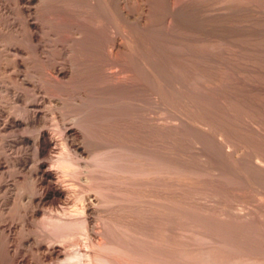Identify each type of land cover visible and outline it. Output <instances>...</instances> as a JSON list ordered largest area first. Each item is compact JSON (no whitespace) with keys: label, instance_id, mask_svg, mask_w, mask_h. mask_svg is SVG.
<instances>
[{"label":"rangeland","instance_id":"1","mask_svg":"<svg viewBox=\"0 0 264 264\" xmlns=\"http://www.w3.org/2000/svg\"><path fill=\"white\" fill-rule=\"evenodd\" d=\"M37 1L39 2L38 5L40 6L42 5V7L37 6L36 4L38 3ZM37 1H35V4L32 5L33 9L36 7L37 9L41 8L42 10L38 11L34 9L35 10L34 11L32 9V12H35V13H31L30 16L25 13V15L27 16L26 18V16L21 10L22 4H20V6L17 5L19 4L17 3V0H0V108L4 109L3 113H0L1 119H4L5 116L9 112H12L14 116L17 115L16 116L17 119H22L21 117L23 116V114L27 113L25 106L27 105L29 106V104L32 105L38 100L41 102L42 100L43 108L41 109H43V111L45 112V116H44L45 128L48 129L56 137L57 136L59 138L61 137L60 140L63 138L61 136L63 131L61 130L62 132L60 131L61 132L60 133L58 129H63L64 127L70 128L72 129V132L74 134L76 133L75 135V138L77 137L76 140L78 142L80 141L82 143L83 142L86 143V144L83 143V145H85L89 151H92V153L96 151H100L103 147H100V145L98 144H101V142L104 143L103 145L107 149L103 148L101 152L110 149L111 152H109V150L108 152L111 153L110 154V156L112 155L111 157L107 155L109 153L106 154L105 153L106 151L104 152L105 156L109 158H112L113 154L115 156L114 152L116 151L117 148H118V151L116 152L120 153L118 154V158L121 157L122 159H125L128 153L131 154L132 152V155H133V150L136 155L137 149L138 150L141 149L140 146H142V150L143 148L145 149V147H148L147 151L146 150H144V152L142 150L140 151L143 153V155L139 154L140 152L138 151L139 153L137 155H140L141 158L139 156L133 159V156L129 155V156H132L131 157L133 159V160L131 159L132 161L129 159L128 160L129 163H128L126 159L123 160L124 163L127 164V165L124 164L126 166L124 167L125 169H127V171L125 169H122V170L119 169L120 167L119 163L122 160L119 159L120 161L119 160L116 161V157H117L116 155L114 164L118 162L116 163V165H119L117 166V168L119 169V172L121 170V172L123 171L122 172L123 174L124 173L126 174L128 173V174L123 175L121 173L116 174V172H114L115 174L111 176L113 173L111 171H114V170H110L111 172L110 173L109 170L103 168L106 170L105 173L110 174L108 175L109 177L107 175H105V177L107 176L106 178L107 179L109 178V181L111 182H109L106 178H105L106 180L104 179V177L102 176L104 175V173H102V175L100 174L99 171L103 172L104 170L102 171L99 168H98L99 170L96 168L98 170L97 172V170L95 169L96 166L95 167L93 166V169L96 170V172L98 173L97 174L93 169H90L92 167V163H94L97 160L96 158H94L95 159L94 161V159H90L89 155L84 156V158L81 157V165H80L81 168L79 167V170L81 169V171L83 172L80 174L76 173L75 174L76 176L78 174L77 178L74 176V174L73 176L71 175L72 177L66 176L65 178L68 184H74L73 189L75 188L74 191L75 190L76 191L73 193H70V195L65 199L59 200L57 198L55 199L50 198L47 201L48 205L45 204L44 208H46L49 212H50L49 209H51V212L53 209L54 211L55 209H57V211L55 212L53 211L52 213L60 212L59 213L60 215L64 214L63 211L68 213L71 210V208L72 209L74 208L73 207L74 204L75 205L77 204L75 193L78 192L77 194L79 193L82 194L83 192L82 190L85 191L88 189L87 185H91L93 183V185H91L92 187L95 185V183L97 185V184H102V182L106 181L102 184L103 186H105L104 188L102 187V185H99L100 188H103L101 191L102 195L100 193V188L98 187V185L97 187L95 185L93 188L94 190L98 188L99 190L97 189V192H95L96 190L93 191L91 187L90 189L93 192H91L90 190L89 192H87L88 195L92 196L91 199L93 200V202L94 203L96 202L94 205L96 206L97 204L96 208L98 210L97 211L98 213L97 212L95 213V216L97 217V219L94 216L95 217L94 219L96 221H94L93 225L95 224L96 226L94 228L96 229L99 228L97 229L98 232L101 230V228H103L105 232L107 233V236L108 235L110 236V237L108 236V238H113L115 240H118L117 242L119 243H125L127 245L125 246L124 244L123 246L125 247L128 246V248H130L129 246H133V248L136 246V249L134 248L133 250L131 247L130 250L131 249L133 251L138 250V253L141 255L146 254L144 257L139 255L141 256V258L137 254V257L139 258L137 259L132 258L133 260L131 259V257H129L130 261L132 260L133 262L134 260H139L135 262L136 263L138 262V264H142L143 262L144 264H147L155 256L153 259H156V260L152 259L150 264H264V170H260V168L257 167L261 163L260 166L263 167L261 169H264V163H263L264 161V157H263L264 156V0H200V1L199 0H140L139 1V3L141 2L140 8H138L139 5H137L138 7L136 5L133 6L132 3L130 4V1L128 2V0L127 2L126 0L125 1L121 0L122 2L120 3V5L124 6L126 2L127 5L125 6L127 10L130 9V12L133 9L135 10L137 9L139 11L137 12V10L136 11L133 10L130 13L128 12L129 10L128 11L125 10L126 8L124 6V10L127 12V14H130L129 20H131L132 18L134 19L133 22L131 23H127L126 21V23L128 24L127 26H129V24L130 25L133 24L134 28L136 26L135 29L138 31L136 32L137 35L134 34V36L131 34V31H134L132 33H135L133 25L129 26L130 27L129 28L125 25L126 23L123 24V22H125L124 19L122 20V18L121 19L116 18V17L114 18L113 17L114 13H112L113 12L112 9H110L112 12L109 9H107L108 12L110 11L112 13L110 14L112 15V18L106 12L107 11L106 9H105L106 13L102 9L101 10L102 12H104L107 18L104 17V14L103 15L100 14L101 13L99 12L100 9L96 11V16H97V13L101 15L100 17L97 16L98 19L99 18L101 19L99 20V23L101 25L98 24L97 18L96 19L94 18V21H90V22H93L94 25L97 23L96 24L97 26H94L93 23L92 24L88 23L89 21L88 22L86 21L85 23L84 17L82 16L81 13H78L79 12L78 10H75L76 12L74 11L73 14H74V17H78L80 15L79 18L81 17V19L78 18L79 21L77 18H75L77 19L80 25L85 23L81 27L79 24L76 23L77 21L75 22V19L72 20V18H74L72 13L70 14L71 16L70 15H66L67 17L62 16L63 19L66 18L65 19L66 22L63 24L66 25L67 23L69 26L68 27L67 25L66 26L64 25L66 29L68 30L67 31L65 28L62 29L61 26L57 27V25H59L61 21L64 22V20L59 15L57 16V5H56L57 2H53L56 0H48L47 3L43 2L45 0H41V1L37 0ZM172 1H174V3L176 1L177 3L174 4ZM190 1H192V3ZM52 2L56 6H54ZM128 3L132 5V7L130 5L129 7ZM44 4H49V5L51 4L50 8H49V5L47 8V5H44ZM116 4H117V0H116ZM149 5L152 8L148 7ZM173 5L176 6L175 8L178 11L173 7ZM142 6H144V8ZM177 6L179 8L181 6L183 11L181 8L179 9ZM170 8H173L174 11L173 10H172L173 12L170 11L169 10ZM141 9L143 10V12L141 11ZM145 9L149 12L147 13ZM46 11H48V13ZM76 13H78L77 16H75ZM171 13L174 16L176 15V17L173 16L174 20H172L171 18L172 17ZM141 15L149 16L148 18L149 20L146 17L145 20L146 21L148 20V21L146 22L144 20V22L146 23L149 22L150 24L149 23L148 24L151 25L150 28L148 24H147L148 29H146L147 27H144L145 25H141V24L140 25L143 26V28L145 29H143L142 27L141 29L139 27L137 18H139ZM165 15H168V16H165ZM178 15L179 17H177ZM68 16L71 18H69ZM58 17L60 18V20H59V23L57 24ZM25 18L26 20H28V18L30 19L35 18V19H31L32 23L33 24L35 23L34 25L37 26V28H40L43 26V28H40L43 31L42 32L37 31V29H35L36 27H32V28H29V26L27 27L26 26L27 23L25 24ZM109 18L114 19V20H110ZM164 18L167 20L169 19L168 21L170 22L171 21L173 22L169 24L170 22L168 23L167 21H164L165 20ZM67 19L70 21H67ZM175 19L177 20V22ZM72 21H73V24H72ZM95 21L97 22L95 23ZM115 21L117 23H115ZM69 22H71L70 25H69ZM74 23H76L77 24L76 26L80 27L81 29L82 27L84 28L86 27L88 29L89 27H92V26L96 29L98 28V30L100 29L99 30L100 38H98V36L93 35V33L96 34V32H97L96 35H99L98 31L94 32L95 31L94 28H92L94 29L93 33H91L92 31L89 32L90 38L94 36L96 38L95 37L91 38V40L89 39L90 41L88 40V42L96 46L92 44H91L92 46H89L90 43H86V45L88 44L87 46L91 48H89L88 51H84V54L86 55H89L92 53L93 55L95 54L98 57V59L97 57H94V56H93L94 58H92L91 55H90L91 58L89 59L87 58L89 56L86 57V55L84 54L83 55L81 54L84 58L82 56L79 57V55H76L78 57L74 56L71 59L70 56H73V55H68L66 51L64 53L61 52V51H64L68 47V45H70L69 47H71V45L73 44L70 41L71 39L70 37L71 35L74 36L72 32L76 28V26H74ZM87 23L89 24L88 27H87L88 25ZM61 24L62 22L60 23V25ZM115 24H117L120 27V29L118 26L116 27ZM167 24L170 27L167 26ZM98 25H100V27ZM70 27H72L73 29H71ZM127 28H129V30H127ZM61 29L66 30V32H64V34H63V31L58 32V30L61 31ZM114 29H116L117 31L123 30L126 33H123V31L121 32L119 31L118 33ZM130 29H133V30H130ZM36 31L39 34H37ZM159 31H161L162 33ZM60 33H62L61 36L65 35L66 33L65 35L66 37L64 36L61 37ZM69 33H72V34L70 35ZM121 33L123 34V37H125L126 34H130V36L127 35L125 37L127 39L125 40V38L123 39ZM35 34L37 36H35ZM69 35H70L69 37L70 39L67 38V36ZM113 35H115V37ZM63 37L64 39H62ZM65 39H67L68 41ZM94 39H96V43H100V44L103 43L102 46L100 47V44H98L97 46ZM116 39L120 41L122 40L121 42H124L126 44L128 42H130L129 44H132V42L137 44L138 47L140 48H137V50L136 49L135 50L139 53L141 51L142 53L138 56L139 53L134 51L135 56L133 57H135V59L132 57H129V55H124L125 58L122 57L123 55H120L118 60L122 57L119 61L120 62L121 60L123 61V63L121 62L122 65L125 62V64L120 68L121 63L118 60L116 61L114 60L115 62L110 61L111 59L110 54H107L109 57V58L107 57L108 59L105 58L106 52H104L105 50H108L107 53L110 52L112 41L114 42ZM56 41H59L58 45ZM65 41L67 42V44ZM143 41H145L146 43ZM60 43L62 46L65 45L64 50H63V47L60 45ZM141 43H142V47L140 46ZM143 43L146 45V47L143 46L144 45ZM58 46H61L60 48H62V50ZM87 46L85 48H88ZM36 48H38L39 50ZM100 48L102 49L100 50ZM146 48H148L150 51L152 49V51L149 52V54H147L148 52H146V50L148 51V49ZM141 49H143V51ZM95 52L102 53L104 57H102V55L99 53L97 55V53ZM143 52L144 53L146 52V56H144L145 54L142 56ZM153 52L155 56L153 55ZM161 52H162L161 55L164 56L165 58L161 57L160 55ZM150 53L152 54L151 56H149ZM59 54L62 57L65 55L63 58L68 57V61H63V58L59 57ZM158 54L160 55L161 59L158 58L159 57ZM165 54H168V55L166 56ZM99 56L102 58H100ZM137 56L139 57L138 60H137ZM150 57L153 59H151ZM166 57L170 58L172 61L170 59L168 60V58ZM140 58L143 63L140 62ZM73 59L74 61L75 60L77 61L74 62ZM84 59L86 61H83ZM87 59L93 62L89 63V61L87 62ZM104 59L105 60L107 59L108 62H105ZM57 60L64 62L65 66L68 64L66 66V67L69 66L67 69L76 70V72L75 70H73L71 74L72 77L69 76L65 78V80L67 79L66 81H68V84L65 80H61L64 82L63 86H67V87H62V82L57 80ZM65 60H67V58ZM71 60L75 63L74 64L75 66H73V63H71L72 65L70 63H67ZM96 60L97 61L99 60L100 62L99 61L96 62ZM134 60L138 61V65L141 64L145 67L147 66L152 67L151 65H149V63L153 62L154 67L150 68L152 69L151 71L149 70V68L144 69L147 73L145 74L144 73L145 71L140 72L141 70L140 68H142V66L139 67L140 70L136 68L137 61L135 62ZM78 61H80L79 65L77 64L79 67L82 66L84 69L85 67H87L86 70H82L83 68L80 69L81 70L80 73L82 72V75L86 74L84 75V77H81L82 75H80V73L78 77L77 71L79 72L78 70L79 67H76V62L78 63ZM109 61L112 62V64L114 63L115 65L114 64L113 65L116 68L113 65H111ZM170 61L172 62L170 63L171 67L170 65L168 66V63ZM197 61L199 63H197ZM84 62H87V64L88 63L89 64L88 65L86 64L84 66L83 64ZM94 62L97 64L100 63L101 66L99 64L95 66L96 64ZM145 62L147 66L145 65ZM93 63L95 64L94 68H91L93 67L91 66L93 65ZM104 63L106 64L104 65ZM107 63L108 64L110 63V65H108ZM162 63H165L166 65L164 64L162 65ZM129 64L131 65L130 67H129ZM125 65H128V66L126 67ZM89 66L91 69H93V71L95 70L94 73L91 72V70L88 68ZM107 66L109 70L106 69ZM155 66H159V69L161 67L164 71L163 72H159V70L157 71ZM124 67L126 70H128V67H129V71L130 72L132 71L131 73L137 74L138 76H135V75L132 76L133 74L128 75L130 72L128 71V74H127L126 70L124 69L125 70L124 71L122 69ZM154 68L156 71L154 70ZM191 68L192 70H190ZM87 69H89L90 71H87ZM96 69L98 71H96ZM99 71L100 73L101 71H104L103 74L105 73L104 75H102L101 78L99 77L101 76ZM117 71H120L119 73H117L119 76L113 73ZM88 72H90V75ZM96 72L98 73L97 74L98 76L96 75ZM154 72L157 74L156 77H155ZM106 73L108 74L113 73L111 74V76L115 75L114 81L117 79V77L118 78L121 77L122 79H124L123 77H125V80L130 79L132 83L134 81L135 82L133 84L132 83L130 84L129 80L128 81L124 80L126 82V85L125 86L123 85L124 87L121 86V87L116 88L114 86V83L111 82L113 81L112 78L110 77V75H108L107 77ZM164 73L165 75L170 74L171 79L167 75H166L167 77L165 78ZM153 74H154L155 80L157 78L156 80L157 82L154 80L155 83H153L154 82L153 78H151L153 77L151 76ZM159 74L161 76L158 79L157 76H159ZM162 74L165 79L162 78L163 77ZM146 75L149 77V79ZM93 76L97 78L98 80H100L99 82L103 83L104 86L105 84H107L108 87L106 86L104 87L106 88V91L105 89H103L105 92L101 90L103 87L100 88L102 84L99 87L100 84H98L99 83L98 80L95 78L93 79ZM131 76H132V79H131ZM90 77H91V80H89ZM142 77H144L146 81L142 79ZM172 77H175V78H172ZM177 78L179 81L177 80ZM82 80L83 82H85L86 80V83L84 84ZM92 80L96 84L93 87L98 86L97 89L92 88V83L86 85L88 81L92 82ZM57 81H59L58 83L61 86L57 84ZM71 81L72 83L74 81L73 83L74 86H72V83H70ZM103 81L105 82V84ZM159 81H162V82L159 83ZM77 82L79 83L81 82V84ZM163 82L165 83V85L163 84ZM167 82L170 84H168ZM144 83L146 85H144ZM196 83L198 84L200 83V84L197 85ZM149 84H151L152 86ZM166 84H168L169 87H167ZM190 84L192 86H190ZM68 85L70 86L68 87ZM186 85L187 87H185ZM155 86L158 88L155 89L154 88ZM165 86L167 87V89L171 90V92L170 91L168 92V90L165 89L166 88ZM188 86L191 91L194 88L198 92L199 91H201V93L202 91L203 93L205 92L204 94H201L199 92L201 95L203 96L205 95V97L200 96L199 93L196 92L194 89L193 91H195L196 94H198V96L197 95L195 96L193 91L192 93H190ZM80 87L81 89L82 88L84 89L81 90ZM89 87L92 88L93 90L91 89L92 90L91 91ZM175 87H179V88L177 89ZM99 88H100V91L102 92L99 91ZM107 88H109V90H107ZM181 88L183 89V91H181L182 90ZM87 89L89 90L88 94L91 92L90 93L91 95L89 94L90 97L88 94L86 95ZM184 89L188 91L186 92ZM204 89L208 91L206 92V90ZM156 91H158L161 94H159ZM165 91L167 94L165 93ZM175 91L177 94L174 93ZM82 92H84V94H81ZM163 92H164V95H163ZM181 92L183 93L181 94ZM188 92L191 95L194 94L195 98L191 97V95H188L189 94ZM210 92L213 94H211ZM153 93L155 94L158 93V94L155 96ZM168 93H170V96L168 95ZM171 93H172V96L173 94H175L176 97H178L180 94H181L180 95L181 97L187 94L188 96H190L191 100L192 98L194 99L192 100L193 103H197L196 99L199 98L198 104L203 106L208 103V105H205L206 106L205 108L200 107V105H197V104L195 106L193 105V103L190 102V99H188L186 95H185L186 99L183 97L184 99L183 101V99L180 96L178 99L175 96L172 98ZM209 93L212 96L214 95L216 98L211 97V96H210L211 98L210 97L208 98ZM165 94L168 95L169 98L168 96L166 97ZM81 95H84V96H81ZM161 95H163V97ZM85 96H88V97L86 98ZM154 96L156 100H154ZM170 97H171V100H170ZM206 97L208 100L210 99V102L212 103V105H210L211 103H209V101L208 102L206 101V103L204 104V100L206 99ZM83 98L84 99L86 98L87 100L86 99L84 100ZM213 98L214 99L218 98L219 100L217 99V100H214L215 102L214 101L212 102ZM173 99L174 100L180 99L181 102L174 101ZM185 100H188L187 103ZM219 101H222V102H219ZM189 106H191L192 108ZM197 106L201 109H199ZM221 107H224V108H221ZM225 110L229 113V119H228V113L226 115ZM221 111L223 113H221ZM82 112H84V116L82 117V120H81L80 117L83 114ZM143 113L145 114L147 113V114L144 116ZM167 113L169 115H167ZM146 116L147 117L149 116L152 119L148 117L149 119L148 118L147 119L149 122H147L145 121L147 120L145 119ZM231 116L232 118H234V120L230 119ZM79 119H80V122L78 121ZM141 120L142 122L144 121L145 122L142 123L140 122ZM199 120L201 122H199ZM229 121L232 124H230ZM57 122H59L58 124H61L60 125L61 127L57 126ZM184 122L188 123L189 126H192L194 124L193 125L194 128L191 127L192 128L191 129L190 127H187L188 124L184 125ZM233 122H234V125H233ZM153 123H156V124L152 126ZM158 124H160L161 126ZM162 124H164V126L166 124L164 129L168 128L167 126L168 124H171V126L173 125L174 126L173 127L170 126L172 129L169 127L171 130L166 129V132L169 131L168 133H166L165 130H162V126H163ZM206 124L209 126H207ZM226 124L227 126H224ZM142 127H145V128H142ZM147 127L148 129H146ZM253 127H256V128L254 129ZM195 128L196 129L199 128L198 130L201 129L202 132H200L201 130L200 131L195 130ZM222 129H225L224 130L225 132ZM256 129H257V132H256ZM208 130H210V132H207ZM17 131L18 130H15L16 133ZM28 131L26 132V134L32 135L30 130ZM79 131H81L82 133ZM222 131L227 134L222 133ZM12 132H14V130ZM19 132H21V130ZM10 133L11 132L9 131L2 132L0 130V151H2L4 154L5 153L7 155L10 154L12 157H16L17 153H15V151L17 149V145L13 144L12 139L14 140L15 138L12 136L13 134L11 133L12 135H10ZM148 133H151V134L148 135ZM202 133H204L203 136H202ZM220 139L221 141H219ZM149 140L151 141V144H149L150 143ZM216 140H218L219 143L225 142L224 144L223 143L221 144L222 146L224 145L225 147L224 146L222 147L221 145H219ZM225 140H228V142ZM60 143H62V141H60ZM110 144L112 145L110 146ZM126 144L128 145L127 147L125 146ZM130 144L132 146H136V145L137 146L136 148H134V147H131ZM139 144H142V145H139ZM60 145L61 144L58 145L59 150L56 149L59 152L60 150L62 151V149H60L62 148V145L61 147H59ZM95 145H98V146L96 147ZM156 145L158 146V148ZM25 146H23L24 148L20 155H30L32 153L33 148L28 146L29 149L27 150V146L26 147ZM92 147L95 149L90 150V149H93ZM98 147L100 148V150L97 149ZM121 148L123 151L122 150L120 151ZM149 148H151L152 150ZM111 149H115V151L112 152ZM135 149H136V152H135ZM155 149L156 150L158 149L159 151L158 150L156 151ZM128 150L129 152H127ZM148 150H150L152 153L153 151L155 152L153 153L154 158L153 156L149 155L150 156L149 158L152 157L151 158L152 160L147 158L148 155H146L147 157L144 156V154L146 153L151 154V153H148ZM58 151L54 152L53 154H58ZM157 153H159L157 158L158 160H160V162H162L161 165L165 163L164 165L167 166L169 170L171 169L169 171L163 165V169L161 172L164 173L163 177L167 176L166 178H162L163 173L161 174V172L152 174L153 170L155 172L157 171L156 170L157 168L156 166H158L157 164H160L158 161H157L158 163L156 162L157 164L155 163V161L157 160L155 154ZM228 153H230L231 156ZM121 154L124 156L126 155V156L123 158ZM258 156L260 157L258 158ZM143 157H145V159L146 158L149 159L148 162L151 161L150 162L151 164L152 163L156 164L155 165L156 168H154V166L152 167L151 165H149L150 163L148 164V162L145 159L141 160ZM160 158L165 159L168 163L165 160H161ZM239 160L242 162L239 163L240 162ZM134 161L135 162L137 161L136 162L137 166L138 165L140 166V164L141 166L142 165L145 166V164H148L149 170L147 171L146 166L144 168L146 170L145 171L144 169L141 168V166L139 168L136 165H133L135 166L133 170L132 164L135 163ZM96 164H97V161H96ZM161 165L158 166V169L159 167H161ZM255 165L256 167H254ZM150 166H151L152 171L150 170ZM121 167L123 168V163ZM135 168L137 169L136 171H135ZM10 169L12 170L13 168L11 167L9 168V170ZM79 170H75V172L76 171L78 172ZM86 170L88 173L86 172ZM90 170H93V171H91L90 173ZM124 170L126 172H124ZM160 170L161 169H159L158 171ZM163 170H165L166 172L168 171L166 176H165L166 172ZM70 171H72V169ZM116 171L118 172V170ZM15 172H14L15 174H13L10 177H8V175L2 177V180L0 177V182L2 185V186L0 185L1 186L0 187V197H1L0 198V201H1L0 202V223L6 224V225L8 224L13 225L12 226L13 231L11 232L10 236L5 235L8 232L2 233V237L0 234V264H63V262L64 264H67V263L69 264H90L88 260L86 259V256L83 253L86 252L88 248L92 249V246L87 245V242H85L86 239L84 235H82L80 232L78 234L76 233L74 236H71L73 238L69 237L70 238V241H69L68 240L69 238L64 239L63 237V232H62L64 230L63 228L60 229V228H57L51 225L48 227V223L47 222L45 223L43 219L39 221V222L43 221L42 224L40 223L38 224H40L39 226L41 227V225H43L44 223L45 230H42V229L38 230L40 228L38 226L39 228L38 227L36 228L37 231L35 233L38 232L37 233L38 235L41 232H44L42 234L47 233L46 235L48 236V238L44 239V237H41V239L43 238L45 240V243L46 242L56 243V244L62 243L61 245L64 248H66V250L69 253L73 255L77 254L79 255L78 256L79 258L78 257L76 259L74 258L73 260L69 262L66 259L62 261L60 260L61 262L56 259H44L43 260L40 258L39 253H36L37 251L36 249L29 248L26 245L25 239L27 237L26 234L28 233V230L25 225L26 224L25 215H27L26 209L28 206L27 203H29L28 197L31 195L30 194L31 191H30V185H28L27 183L28 181L26 182L27 179L23 177V174L19 172L17 173V170H15ZM92 172H95V174H93ZM148 173H149V177L151 176L155 180H159L160 182L162 178V182H163V183L161 182L162 185L159 181H157L159 184L158 185L157 182L153 178L152 179L154 182L151 181L152 179L148 177L147 175ZM133 174L134 175L138 174L139 176H135L136 177L135 178ZM158 174H161V178L159 177L156 178V175ZM92 175H93L95 182L91 181L93 180L92 177L90 178V176ZM95 175L97 177L99 175V178H97ZM118 175H119V178H117ZM130 175H132L131 177L132 178L134 177V179L136 180H137V177H141V178H138L137 181L136 180L131 181V179H129L131 178ZM142 175H144L145 177L147 176L149 179H147V177L145 178L144 176L142 177ZM122 176H125V178ZM111 177H113V179ZM95 178L97 181L95 180ZM100 178L103 179V181L100 180ZM114 178H117L116 180L117 182L116 181L112 182L113 180H115ZM120 178L123 179V181L128 180V182L123 183L120 180ZM139 179H141L140 180L141 182L139 181ZM163 179H165V182ZM118 180H120L121 182L119 183ZM89 181H91L92 183H90ZM166 181L168 182V184ZM75 182L77 183L75 184ZM87 182H89V184H87ZM6 183L10 184L9 192H7L4 186ZM165 185L167 186L165 187ZM7 194H9L8 196H10L9 200L7 199L8 197ZM145 195L146 197H144ZM95 197L96 198L100 197L98 198L100 200L98 202L94 201ZM101 197H104L105 199ZM145 198H149V199L146 200ZM102 199H104L103 202L105 201L106 204H103V202H101ZM167 199H169L168 200L169 202L166 201ZM107 200H109L110 202H108ZM139 201L142 203H140ZM100 202H101V205L99 204ZM138 202L140 203V205ZM97 214H100V215H97ZM163 217H165V219ZM100 219L103 221L104 224L107 222L105 226L103 225ZM101 223H102V226L100 228ZM115 223L116 225L114 226L113 224ZM111 224L113 228L111 227ZM106 226L110 228V230ZM41 228H43V226ZM55 228H57V230ZM118 228L122 230L123 232L118 230ZM52 230L53 231L55 230V231L53 232ZM104 230L102 231V233L104 232ZM52 233L55 235H53ZM37 234L35 235L33 232V235H35V237H37ZM101 235H98L95 239H97V241L100 240V242L107 241V238H104ZM114 235H116L115 238H114ZM7 236L9 238H6ZM99 237H101L102 240ZM143 237L145 240L143 239ZM38 239L40 238L38 237ZM10 241H11V244L9 243ZM144 244L146 246H144ZM10 245L12 246V249ZM8 248L11 249L10 253L7 251ZM101 248H102L101 249L102 252L103 253L106 252V254L108 253L107 251H110V254L114 252L113 249L111 250L110 247L108 246H102ZM14 250L16 252H14ZM26 251H29L30 253ZM82 251L84 252L82 253ZM33 253L35 254L34 256H33ZM113 255L115 256L117 255L116 257L119 258L118 259L119 262L123 260L124 261V263L122 261L123 264L130 262V261L127 262L129 258H127L128 256L126 257V255L123 256L119 254L118 252H114L112 256ZM150 255L152 256V258ZM81 256L82 257L85 256V258H82ZM145 257L148 258V260L144 259ZM77 259L80 260V262L78 261L79 263L77 262ZM124 259H127V260L125 261ZM158 259H159V262H158ZM162 259H165L164 260L165 263H163L164 261ZM119 262L117 263L119 264ZM99 263L100 262L98 261V263L96 264H99ZM122 263L120 262V264Z\"/></svg>","mask_w":264,"mask_h":264},{"label":"bare ground","instance_id":"2","mask_svg":"<svg viewBox=\"0 0 264 264\" xmlns=\"http://www.w3.org/2000/svg\"><path fill=\"white\" fill-rule=\"evenodd\" d=\"M35 1H37V0H17V3H19V4H17V5H19L20 6V4H22L21 6V10H22V12L24 13V15H25V13L26 14H28L29 16H30V14L31 13H35V12H32V9H33V4H35ZM39 1H41V0H39ZM123 1H125V0H123ZM130 1V4L132 3V5L134 6V5H139V7L138 8H140V3H139V1L140 0H128V2ZM200 1V0H199ZM198 1V2H199ZM15 2V1H14ZM38 2V1H37ZM43 2H45V3H47L48 2V0H45V1H43ZM53 2H57V16L59 15L61 18H62V16L64 17H67L66 15H70L71 13L73 14V12L75 11V10H78L79 12L78 13H81L82 14V16L84 17V19H85V23H86V21L88 22V23H93V22H90V21H94V18L96 19H98V17H100L101 15H103L104 14V12H105V9L107 10V9H112L113 10V12L112 13H114V15H113V17L115 18H122V20L124 19L125 20V22H123V24H125L126 23V21H127V23H131V22H133V18L131 19V20H129V18H130V14H127V12L125 11V10H127V8H126V6L125 5H127L126 4V2H127V0H126V2H125V10H124V6H121L120 5V3L122 2L121 0H117V4H116V0H56V1H53ZM52 2V3H53ZM156 2V1H155ZM170 2V1H169ZM173 3H174V1H172ZM191 3H192V1H190ZM42 3V2H41ZM151 3V2H150ZM171 3V2H170ZM175 3H177L176 1H175ZM174 3V4H175ZM200 3V2H199ZM37 4V6H40V5H38L39 4V2L38 3H36ZM123 4V3H122ZM129 3H128V6L130 5ZM143 4V3H142ZM167 4H168V2H167ZM44 5H47V8H48V5L49 4H44ZM51 5V4H50ZM50 5H49V8H50ZM53 5L54 6H56L54 3H53ZM132 5H130L131 7H132ZM145 5V4H144ZM199 5V4H198ZM35 6V5H34ZM112 6V7H111ZM129 6V7H130ZM154 6V5H153ZM169 6V5H168ZM167 6V7H168ZM170 6H171V4H170ZM190 6V5H189ZM192 6V5H191ZM40 7H42V5L40 6ZM122 7V8H121ZM143 8H144V6H142ZM146 7V6H145ZM148 7H150V5L148 6ZM173 7L175 8L176 6H174L173 5ZM178 7V6H177ZM54 8V7H53ZM52 8V9H53ZM56 8V7H55ZM142 8V9H143ZM150 8H152V7H150ZM179 8V7H178ZM180 8L182 9V7L180 6ZM179 8V9H180ZM183 8H184V6H183ZM197 8V7H196ZM199 8V7H198ZM35 10H38V11H40V10H42L41 8L40 9H37L36 7L34 8ZM33 9V10H34ZM100 9V10H99ZM104 11V12H102V10ZM141 9V11L143 12V10ZM176 9V8H175ZM34 10V11H35ZM99 10V12H101L100 14H98L97 13V16H96V11H98ZM129 10V11H128ZM127 11L128 12H130V9H128ZM131 10H132V8H131ZM133 10H135V9H133ZM132 10V11H133ZM137 10V9H136ZM135 10V11H136ZM146 10V9H145ZM170 11H172L173 10V8H170L169 9ZM177 10V9H176ZM188 10V9H187ZM194 10V9H193ZM197 10V9H196ZM18 11V10H17ZM37 11V12H38ZM54 11V10H53ZM108 12V10L106 11L109 15L110 14H112L111 12ZM131 11V12H132ZM147 11V10H146ZM174 11V10H173ZM172 11V12H173ZM178 11V10H177ZM177 11H175V12H177ZM182 11H183V9H182ZM199 11H200V9H199ZM42 12V11H41ZM47 13H48V11H46ZM76 12V11H75ZM105 12V13H106ZM130 12V13H131ZM137 12H139L138 10H137ZM149 11H147V13H148ZM175 12H174V14H175ZM78 13H76L75 14V16H77V14ZM156 13V12H155ZM179 13V12H178ZM177 13V14H178ZM190 13V12H189ZM212 13V12H211ZM37 14V13H36ZM144 14V13H143ZM149 14H151V13H149ZM172 14V13H171ZM170 14V15H171ZM198 14V13H197ZM214 14V13H213ZM23 15V14H22ZM107 15V14H106ZM108 15V16H109ZM137 15V14H136ZM191 15V14H190ZM26 16V15H25ZM28 16V17H29ZM44 16V15H43ZM71 16V15H70ZM80 16V15H79ZM79 16L78 17H74V14H73V17L74 18H72V20L73 19H75V18H79ZM96 16V17H95ZM134 16V15H133ZM138 16V15H137ZM145 16V17H144ZM141 15L139 18H137L138 19V25H139V27L141 28H143V26H141V25H145L144 27H147L146 29H148V25L150 24L149 22V24L148 23H146L149 19V16L147 15ZM165 16H168V15H165ZM165 16H163V17H165ZM174 15L172 14V20H174L173 18L174 17H176V15L173 17ZM185 16V15H184ZM211 16V15H210ZM33 17V16H32ZM69 17V16H68ZM103 17V16H102ZM101 17V18H102ZM104 17H106L105 16V14H104ZM110 17L112 18V15H110ZM147 17V21L145 20V18ZM162 17V18H163ZM177 17H179V15L177 16ZM195 17V16H194ZM26 18H27V16H26ZM26 18H25V24L27 23V27L29 26V28H32V27H36L35 29H37V31H43V30H41L40 28H43V26L42 27H40V28H37V26H35L33 23H32V20L31 19H35V18H28V20H26ZM69 18H71V17H69ZM107 18V17H106ZM111 18H109L110 20H114V19H111ZM165 18H167V17H165ZM164 18V19H165ZM186 18V17H185ZM58 19V21H57V24L59 23V20H60V18L58 17L57 18ZM63 19V18H62ZM66 19V18H65ZM65 19H63L64 20V22L63 21H61L62 22V24L63 23H65L66 21H65ZM77 19H75V22L77 21ZM79 19H81V17L79 18ZM79 19H78V21H79ZM93 19V20H92ZM213 19V18H212ZM83 20V19H82ZM99 20H101L100 18L98 19V24H100L99 23ZM103 20V19H102ZM116 20V19H115ZM136 20V19H135ZM144 20L146 21V22H144ZM150 20H151V18H150ZM169 20V19H168ZM167 19H165L164 21H167L168 23L170 22V21H168ZM171 20V19H170ZM176 20V19H175ZM34 21V20H33ZM67 21H70V20H68L67 19ZM76 22L77 24H79V22ZM104 21V20H103ZM107 21V20H106ZM117 21V20H116ZM115 21V23H117ZM137 21V20H136ZM179 21V20H178ZM182 21V20H181ZM40 22V21H39ZM53 22V21H52ZM60 22V23H61ZM81 22V21H80ZM97 21H95V23H96ZM100 22H102V21H100ZM109 22V21H108ZM118 22H120V21H118ZM155 22V21H154ZM173 21H171L169 24H171ZM176 22H177V20H176ZM38 23V22H37ZM60 23H59V25H57V27H59V26H61L62 27V29H66V25L68 26V24L66 23V25L65 24H61L60 25ZM76 23H74V26H76L77 24ZM85 23H83V24H85ZM87 23V24H88ZM111 23V22H110ZM122 23V22H121ZM125 24L126 26L128 25V24ZM144 23V24H143ZM146 23V24H145ZM152 23V22H151ZM165 23V22H164ZM41 24V23H40ZM71 24V22H69V25ZM72 24H73V21H72ZM82 24V25H83ZM90 24V25H91ZM97 24V23H96ZM94 25V23H93V25L94 26H97V25ZM103 24V23H102ZM137 24V23H136ZM141 24V25H140ZM148 24V25H147ZM156 24H157V22H156ZM160 24V23H159ZM158 24V25H159ZM183 24V23H182ZM65 25V26H64ZM80 25V24H79ZM78 25V26H79ZM82 25H80V27L82 26ZM101 25V24H100ZM100 25H98L99 27H100ZM106 25V24H105ZM112 25V24H111ZM116 25V27L118 26L117 24H115ZM125 25H123V26H125ZM133 25V24H132ZM132 25H130L129 24V26H132ZM84 26H86V25H84ZM89 26V24L87 25V27ZM92 26V25H91ZM114 26V25H113ZM129 26H127V27H129ZM150 26L151 25H149V28H150ZM157 26V25H156ZM167 26H169L168 24H167ZM181 26V25H180ZM39 27V26H38ZM60 27V28H61ZM69 27V26H68ZM73 27V26H72ZM72 27H70L71 29H73ZM80 27H77L76 26V28L74 29V31H72L73 32V34H74V36H72L71 34L72 33H69L70 35H71V37H70V35L69 36H67V38L68 39H70V41H71V43H73L72 45H71V47H69L70 45H68V47L65 49L64 48V46H62L61 45V43H60V45L63 47V50L64 51H61L62 50V48H60L61 46H58L61 50V52H67L68 53V55H73V56H70L71 57V59L75 56V57H78V56H76V55H79V57L80 56H82L83 54H84V51H88L89 50V48H91V47H89V46H92V45H94V44H92V43H90V42H88V40L90 39L91 40V38H94L95 36H98V38H100L99 36H100V32H99V30H98V28L96 29V28H94L93 26L92 27H89L88 29L85 27H82V29L80 28ZM102 27V26H101ZM119 27V26H118ZM138 27V28H139ZM162 27V26H161ZM165 27V26H164ZM170 27V26H169ZM60 28H58V29H60ZM70 28H69V30H70ZM92 28H94L95 29V31L94 32H96V31H98V33H99V35H96L97 34V32H96V34H94L93 33V30L94 29H92ZM110 28V27H109ZM126 28V27H125ZM130 28V27H129ZM129 28H127V30H129ZM133 28H134V25H133ZM135 28H136V26H135ZM134 28V30H135V33H132V32H134V31H131V34L134 36V34H136L137 35V33L136 32H138L136 29ZM139 28V29H140ZM141 28V29H142ZM154 28V27H153ZM156 28H158V27H156ZM163 28V27H162ZM168 28V27H167ZM34 29V30H35ZM40 29V30H39ZM61 29V31H59L58 30V32H62L63 31V34H64V32H66V30H62ZM84 29V30H83ZM85 29H87V30H85ZM118 29V28H117ZM119 29H120V27H119ZM143 29H145V28H143ZM155 29V28H154ZM153 29V30H154ZM31 30V29H30ZM110 30V29H109ZM115 31H117L116 29H114ZM130 30H133V29H130ZM164 30V29H163ZM187 30V29H186ZM24 31V30H23ZM37 31H36V33H37ZM68 31V30H67ZM71 31H69V32H71ZM92 31V32H91ZM112 31V30H111ZM119 31L120 30H118L117 32L119 33ZM121 31H123V30H121ZM120 31V32H121ZM151 31V30H150ZM89 32H91V33H93V35H95L94 37H91L90 38V33ZM104 32H105V30H104ZM103 32V33H104ZM130 32V31H129ZM159 32H161V31H159ZM165 32V31H164ZM169 32H171V31H169ZM175 32V31H174ZM55 33V32H54ZM112 33H114V32H112ZM123 33H126V32H124L123 31ZM162 33V32H161ZM37 34H39V33H37ZM61 34L62 33H60V36H61ZM110 34V33H109ZM148 34V33H147ZM168 34V33H167ZM65 35H66V33H65ZM65 35H62V36H64V37H66ZM68 35V34H67ZM115 35H117V34H115ZM115 35H113L114 37H115ZM121 35H122V37H123V34L121 33ZM120 35V36H121ZM127 35H129L130 36V34H126V36ZM131 35V36H132ZM158 35V34H157ZM166 35V34H165ZM33 36H34V34H33ZM35 36H37L36 34H35ZM59 36V37H60ZM61 36V37H62ZM125 36V35H124ZM125 36V37H126ZM147 36V35H146ZM182 36V35H181ZM45 37V36H44ZM55 37H56V35H55ZM58 37V38H59ZM64 37L62 38V39H64ZM70 37V38H69ZM119 37V36H118ZM125 37H123V39L125 38ZM154 37V36H153ZM174 37V36H173ZM57 38V39H58ZM96 38V37H95ZM120 38V37H119ZM142 38V37H141ZM156 38V37H155ZM36 39H38V38H36ZM35 39V40H36ZM127 38H125V40H126ZM157 39V38H156ZM166 39V38H165ZM168 39V38H167ZM174 39V38H173ZM65 40H67V39H65ZM89 40V41H90ZM98 40V39H97ZM113 40V39H112ZM169 40H170V38H169ZM68 41V40H67ZM93 41V40H92ZM91 41V42H92ZM94 41H95V43H96V39H94ZM122 41V40H121ZM120 40H115L114 42L112 41V45H111V49H110V52L109 53H107L108 52V50H102V51H104V52H106V56H105V58H107L108 57V55L107 54H110V57H111V59H110V61H116V60H118V58H119V56L120 55H123L122 57L123 58H125V56L124 55H129V57H132V58H134L135 59V57H133V56H135V52L134 51H136L137 50V48H140V47H138V45L137 44H135V43H133L132 42V44H129L130 42H128L127 44L126 43H124V42H121ZM142 41V40H141ZM57 42V45H58V43H59V41H56ZM66 42V41H65ZM99 42V41H98ZM101 42V41H100ZM143 42H145V41H143ZM152 42H153V40H152ZM70 43V42H69ZM70 43V44H71ZM86 43H90L89 44V46H87L86 45ZM146 43V42H145ZM66 44H67V42H66ZM92 44V45H91ZM97 44V46H98V44H100V43H96ZM103 44V43H102ZM102 44H100V47L102 46ZM111 44V43H110ZM129 44V45H128ZM144 44V43H143ZM148 44V43H147ZM152 44V43H151ZM156 44V43H155ZM160 44V43H159ZM200 44V43H199ZM83 45V46H82ZM88 47V48H85L86 46ZM108 45H109V43H108ZM168 45H169V43H168ZM172 45V44H171ZM39 46V45H38ZM85 46V47H84ZM94 46H96V45H94ZM141 47H142V43H141V45H140ZM144 47H146V45L144 44L143 45ZM158 46V45H157ZM179 46V45H178ZM181 46V45H180ZM42 47V46H41ZM106 47V46H105ZM152 47V46H151ZM177 47V46H176ZM200 47V46H199ZM93 48V47H92ZM103 48V47H102ZM102 48H100V50L102 49ZM170 48V47H169ZM182 48V47H181ZM36 49H38V48H36ZM104 49V48H103ZM136 49V50H135ZM146 49H148V48H146ZM162 49V48H161ZM185 49V48H184ZM194 49V48H193ZM198 49V48H197ZM39 50V49H38ZM95 50V49H94ZM142 51H143V49H141ZM59 51V50H58ZM96 51H97V49H96ZM102 51H100V52H102ZM145 51V50H144ZM151 51H152V49H151ZM149 49H148V51L146 50V52H148L147 54H149V52H151ZM169 51V50H168ZM91 52V51H90ZM93 52V51H92ZM137 52V51H136ZM146 52L144 53L143 52V54H142V56L144 55V56H146ZM36 53V52H35ZM51 53V52H50ZM95 53H97V52H95ZM99 53V52H98ZM98 53H97V55H98ZM137 53H139V52H137ZM142 52L140 51V53L138 54V56L141 54ZM166 53V52H165ZM200 53V52H199ZM203 53V52H202ZM82 54V55H81ZM99 54H101L102 55V53H99ZM104 54V53H103ZM162 54V52L160 53V55ZM169 54V53H168ZM168 54H165L166 56L168 55ZM171 54V53H170ZM198 54V53H197ZM67 55V54H66ZM84 55H86V54H84ZM90 55H91V57L92 58H94V57H97L95 54L93 55V53L92 54H89V55H86V57L87 56H89V57H87V58H91L90 57ZM100 55V56H101ZM152 54L150 53V55L149 56H151ZM153 55H154V52H153ZM159 55V54H158ZM160 55H159V57L158 58H160L161 59V57H164V56H162L161 55V57H160ZM65 56V55H64ZM63 56V57H64ZM94 56V57H93ZM99 56V57H100ZM137 56V60L139 59V57ZM155 56V55H154ZM157 56V55H156ZM59 57H62V56H60V54H59ZM58 57V58H59ZM62 57V58H63ZM83 57V56H82ZM102 57H104V55H102ZM102 57H100V58H102ZM121 57V58H122ZM57 58V59H58ZM67 58V60H65ZM84 58V57H83ZM109 58V57H108ZM107 58V59H108ZM120 58V59H121ZM128 58V57H127ZM151 58V57H150ZM165 58V57H164ZM166 58H168V57H166ZM172 58V57H171ZM82 59V58H81ZM86 59V58H85ZM83 60V61H86V60ZM89 59H87V62L89 61ZM97 59H98V57H97ZM105 60L104 59V61L105 62H108V60ZM119 59V60H120ZM151 59H153V58H151ZM163 59V58H162ZM170 58H168V60H169ZM197 59V58H196ZM195 59V60H196ZM93 60V59H92ZM99 60H101V59H99ZM98 60V61H99ZM118 60V61H119ZM124 60V59H123ZM128 60V59H127ZM129 60H131V59H129ZM137 60H134L135 62L137 61ZM167 60V61H168ZM171 60V59H170ZM63 61H68V57H65V58H63ZM73 61H74V59H73ZM72 60L71 61H69V62H67V63H73V66H75L74 64V62L75 61H77V60H75L74 62H73ZM97 60H96V62H98ZM109 61V62H110ZM114 61V62H115ZM133 61V60H132ZM132 61H131V63H132ZM144 61V60H143ZM172 61V60H171ZM169 62L168 63V66L170 65V63H172V62ZM79 62L80 61H78V63L76 62V67H79L78 65H79ZM87 62H84L83 64H84V66L87 64ZM90 62H93V61H89V63ZM100 62V61H99ZM120 62V61H119ZM121 62L123 63V61L121 60ZM120 62V63H121ZM140 62H142L141 61V58H140ZM66 63V64H67ZM88 63V64H89ZM95 63V62H94ZM93 63V65H91V66H93V67H91V68H94V65L95 66H97L98 64L100 65V63H95L94 64ZM111 63V65H113L112 64V62H110ZM110 63L108 64V65H110ZM122 63H121V66H120V68L125 64V62H124V64L122 65ZM143 63V62H142ZM161 63V62H160ZM197 63H199L198 61H197ZM78 64V65H77ZM81 64V63H80ZM82 64V65H83ZM87 64V65H88ZM106 63H104V65H105ZM117 64V63H116ZM119 64V63H118ZM128 64V63H127ZM153 62L151 63H149V65H151L152 67H154L153 66ZM166 65L165 63H162V65ZM58 65H60V66H58ZM68 65V64H67ZM66 65V66H67ZM72 65V64H71ZM115 65V64H114ZM113 65V66H114ZM132 65H133V63H132ZM135 65V64H134ZM138 61H137V63H136V68H138L139 69V67L140 66H142V68H140L139 70H140V72L141 71H145L144 69H147V68H149V70L151 71L152 69H150V68H152V67H149V66H147L146 65V62H145V65L147 66V67H145V66H143V65H141V64H139L138 66ZM174 65V64H173ZM197 65V64H196ZM65 65H64V62H61L60 60H57V80H59L60 82H62V87H67V86H63V81H61V80H65V78L66 77H72L71 76V74H72V72H73V70H75V69H67L68 67H66ZM101 66V65H100ZM126 67L128 66V65H125ZM131 65L129 64V67H130ZM110 67V66H109ZM115 67V66H114ZM129 67H128V70H126L125 69V67L124 68H122L123 70L125 69L126 70V72H127V74H128V71H129ZM143 67H145V68H143ZM156 67V70L158 71L159 70V72H163L164 70L160 67V69H159V66H155ZM157 67H158V69H157ZM170 67H171V65H170ZM83 67L82 66H80L79 67V72L77 71V74H78V77H79V73H80V69H82ZM86 68L87 67H85V69L83 68L82 70H86ZM90 70H91V72H93L94 73V71H93V69H91L90 68V66L88 67ZM96 68V67H95ZM111 68V67H110ZM116 68V67H115ZM119 68V67H118ZM117 68V69H118ZM132 68H133V66H132ZM134 68H135V66H134ZM175 68V67H174ZM201 68V67H200ZM89 69H87V71H90ZM106 69L107 70H109V68H108V66L106 67ZM143 69V70H142ZM162 69V70H161ZM165 69V68H164ZM100 70V69H99ZM101 70H103V69H101ZM124 70V71H125ZM137 70V69H136ZM154 70H155V68H154ZM155 70V71H156ZM161 70V71H160ZM168 70H169V68H168ZM190 70H192V68L190 69ZM96 71H98L97 69H96ZM56 72V71H55ZM75 72H76V70H75ZM103 72L104 71H101V73H100V71H99V73H100V75L101 76H99L100 78L102 77V75H104L103 74ZM120 71H117V72H113L114 74H116V75H118L117 73H119ZM130 72V71H129ZM132 72V71H131ZM129 73L128 75H130V74H133L132 76H138L137 74H134V73ZM139 72V71H138ZM147 72H148V70H147ZM177 72H178V70H177ZM189 72V71H188ZM191 72V71H190ZM84 73V72H83ZM85 73H86V71H85ZM89 73V75H90V72H88ZM113 73H111V74H113ZM145 74H147L146 73V71L144 72ZM169 73V72H168ZM98 73L96 72V75H97ZM111 74H108V73H106V76L108 77V75H110V77L112 78V80L113 81H111L109 78V80L111 81V82H113L114 83V86L117 88V87H121V86H125L126 85V82L125 81H130V79H127V80H125V77H123L124 79H122L121 77V79L120 78H118L117 76V79L114 81V76L112 77L111 76ZM149 74H151V73H149ZM154 74H155V77H156V73L154 72ZM154 74L153 75H151V76H153V77H151V78H153V81L155 80V78H154ZM80 75H82V72L80 73ZM84 75H86V74H83L81 77H84ZM89 75H87V76H89ZM140 75V74H139ZM167 75V74H166ZM165 75V73H164V76H165V78L167 77V76H169V78L171 79V77H170V74H168L167 76ZM185 75V74H184ZM98 76V75H97ZM119 76V75H118ZM132 76H131V79H132ZM147 76V75H146ZM161 75L159 74V76H157L158 77V79H159V77H160ZM162 76H163V74H162ZM164 76L162 77V78H164ZM172 76V75H171ZM105 77V76H104ZM115 77V78H116ZM148 77V76H147ZM62 78V79H61ZM95 77L93 76V79H94ZM161 78V79H162ZM164 78V79H165ZM172 78H175V77H172ZM204 78V77H203ZM86 79H88V78H86ZM95 79H97V78H95ZM103 79V78H102ZM142 79H144V77H142ZM148 79H149V77H148ZM160 79V80H161ZM184 79V78H183ZM187 79V78H186ZM67 80V79H66ZM65 80V81H66ZM69 80V79H68ZM79 80V79H78ZM84 80V79H83ZM83 80H82V82H83ZM89 80H91V77L89 78ZM98 80V79H97ZM125 80V81H124ZM141 80V79H140ZM145 80V79H144ZM156 80H157V78H156ZM155 80V81H156ZM173 80V79H172ZM177 80H178V78H177ZM55 81V80H54ZM59 81H57V84H59L58 82ZM70 81V80H69ZM100 80H98V82H99ZM102 81V80H101ZM107 81V80H106ZM146 81V80H145ZM155 81L153 82V83H155ZM162 81H164V80H162ZM162 81H159V83H161ZM179 81V80H178ZM183 81V80H182ZM181 81V82H182ZM187 81V80H186ZM67 82V84H68V81H66ZM97 82V83H98ZM104 82V81H103ZM135 82V81H134ZM133 82V83H134ZM149 82H151V81H149ZM148 82V83H149ZM157 82V81H156ZM174 82V81H173ZM176 82V81H175ZM70 83H72V81L70 82ZM73 83H74V81H73ZM73 83H72V86H74L73 85ZM77 83H79V82H77ZM84 84L86 83V80H85V82H83ZM90 83H92V88L94 89H97V87L98 86H95V87H93L94 85H96L94 82H93V80H92V82H87V84L86 85H88V84H90ZM94 83V84H93ZM130 84L132 83L131 81L129 82ZM132 83V84H133ZM146 83V82H145ZM144 83V85H146ZM147 83V84H148ZM168 83V82H167ZM66 84V83H65ZM64 84V85H65ZM66 84V85H67ZM79 84H81V82L79 83ZM83 84V85H84ZM98 84H100L99 85V87L101 86V84H102V86L100 87V88H102L101 90H103V89H105V91H106V88H104L105 86L106 87H108L107 86V84H105V82H104V84H105V86L103 85V83H101V82H99ZM128 84V83H127ZM152 84V83H151ZM151 84H149V85H151ZM158 84V83H157ZM163 84L165 85V83L163 82ZM168 84H170V83H168ZM168 84H166V86L167 87H169V85ZM172 84V83H171ZM197 85H199L198 83H196ZM140 85V84H139ZM144 85H142V86H144ZM149 85H147V86H149ZM155 85V84H154ZM180 85V84H179ZM59 86H61L60 84H59ZM70 85H68V87H69ZM77 86V85H76ZM111 86V85H110ZM113 86V87H114ZM123 86V87H124ZM128 86V85H127ZM134 86V85H133ZM152 86V85H151ZM165 86V87H166ZM190 86H192L191 84H190ZM204 86V85H203ZM114 87V88H115ZM122 87V88H123ZM132 87V86H131ZM160 87V86H159ZM167 87L165 88V89H167ZM174 87V86H173ZM183 87V86H182ZM185 87H187V85L185 86ZM184 87V88H185ZM90 88V87H89ZM92 88H90V90L92 89ZM100 88H99V91H100ZM111 88V87H110ZM136 88V87H135ZM155 89L156 88H158V87H154ZM153 88V89H154ZM161 88V87H160ZM163 88V87H162ZM175 88H179V87H175ZM188 88H189V86H188ZM192 88V87H191ZM200 88V87H199ZM223 88V87H222ZM80 89H81V87H80ZM82 89H84V88H82ZM81 89V90H82ZM92 89V90H93ZM113 89V88H112ZM112 89H110V90H112ZM120 89V88H119ZM128 89V88H127ZM133 89V88H132ZM154 89V90H155ZM182 89V88H181ZM194 89V88H193ZM193 89H192V91H193ZM91 90V91H92ZM107 90H109V88H107ZM114 90V89H113ZM116 90H118V89H116ZM141 90V89H140ZM159 90V89H158ZM168 90V92L170 91L171 92V90H169V89H167ZM180 90V89H179ZM185 90V89H184ZM196 92H198L196 89H194ZM204 90H206V89H204ZM211 90V89H210ZM88 89H87V92H86V95L88 94ZM98 91V90H97ZM97 91H95V92H97ZM104 90H103V92H105ZM125 91V90H124ZM129 91V90H128ZM132 91V90H131ZM146 91V90H145ZM150 91V90H149ZM153 91V90H152ZM164 91V90H163ZM174 91V90H173ZM172 91V92H173ZM181 91H183V89L181 90ZM186 91V90H185ZM185 91H184V93H185ZM188 91V90H187ZM186 91V92H187ZM189 91H190V93H192V91L190 90V88H189ZM195 91H193L194 92V94H195V96L197 95L198 96V94H196V92ZM208 90H206V92H207ZM85 92V91H84ZM84 92H82L81 94H84ZM100 92H102V91H100ZM111 92V91H110ZM115 92V91H114ZM126 92H127V90H126ZM156 92H158V91H156ZM161 92V91H160ZM200 93H201V91H199ZM198 92V93H199ZM220 92V91H219ZM218 92V93H219ZM91 93V92H90ZM89 93V94H90ZM151 93V92H150ZM159 93V92H158ZM157 93V94H158ZM165 93H166V91H165ZM174 93H176V91L174 92ZM183 92H181V94H182ZM189 93V92H188ZM188 94V95H191V94ZM199 93V95L200 96H203V95H201V94H204L203 93V91H202V93L200 94ZM211 93V92H210ZM208 94V98L211 96V97H215L214 95L212 96L211 94H213V93H211V94ZM88 94V95H89ZM112 94V93H111ZM114 94H116V93H114ZM118 94V93H117ZM120 94V93H119ZM143 94V93H142ZM147 94V93H146ZM155 96L157 95V94H155V93H153ZM152 94V95H153ZM159 94H161V93H159ZM167 94V93H166ZM165 94V96L167 97L168 95L170 96V93H168V95H166ZM177 94V93H176ZM180 94V93H179ZM178 94V95H179ZM180 94V95H181ZM194 94H192L191 95V97H194ZM91 95V94H90ZM90 95H89V97H90ZM103 95H105V94H103ZM107 95V94H106ZM109 95H110V93H109ZM145 95V94H144ZM163 95H164V92H163ZM163 95H161L162 97H163ZM177 95V96H178ZM179 95V96H180ZM187 97H188V99H190V102L191 103H193L192 102V100H194L193 98H192V100H191V98H190V96H188L187 94H185ZM185 95H183V97L185 98ZM207 95V94H206ZM217 95V94H216ZM236 95V94H235ZM81 96H84V95H81ZM101 96V95H100ZM112 96V95H111ZM117 96V95H116ZM151 96V95H150ZM155 96H154V100H156L155 99ZM169 96H168V98H169ZM171 96H172V93H171ZM175 96V94H173V96H172V98ZM179 96L178 97H176L177 99L179 98ZM218 96V95H217ZM243 96V95H242ZM86 98L88 97V96H85ZM165 97V98H166ZM181 97V96H180ZM183 97H181L182 99H183ZM203 97H205V95L203 96ZM210 97V98H211ZM85 98V99H86ZM175 98V99H176ZM195 98V97H194ZM216 98V97H215ZM37 99V98H36ZM81 99H82V97H81ZM84 99V98H83ZM84 99V100H85ZM146 99V98H145ZM164 99V98H163ZM186 99V98H185ZM218 99V98H217ZM217 99H214L213 98V100H212V102L214 101V100H217ZM41 100V99H40ZM87 100V99H86ZM170 100H171V97H170ZM174 100V99H173ZM197 100V103H193V105H195L196 106V104L197 105H200V104H198L199 103V98H197L196 99ZM195 100V101H196ZM200 100H201V98H200ZM202 100H203V98H202ZM219 100V99H218ZM163 101V100H162ZM161 101V102H162ZM174 101H179V102H181L180 101V99L179 100H174ZM183 101H184V99H183ZM182 101V102H183ZM186 101V103H187V101L188 100H185ZM206 101L208 102L209 101V103H211L210 102V99L208 100L207 99V97H206V99L204 100V104L206 103ZM78 102V101H77ZM215 102V101H214ZM219 102H222V101H219ZM32 103V102H31ZM65 103V102H64ZM70 103V102H69ZM72 103V102H71ZM159 103V102H158ZM184 103V102H183ZM201 103V102H200ZM218 103V102H217ZM217 103H215V104H217ZM224 103V102H223ZM61 104V103H60ZM73 104V103H72ZM171 104V103H170ZM182 104V103H181ZM77 105V104H76ZM166 105V104H165ZM173 105V104H172ZM187 105V104H186ZM193 105H191V106H193ZM202 105H203V103H202ZM205 105H208V103L207 104H205ZM205 105H203V106H201L200 105V107H206ZM210 105H212V103L210 104ZM210 105H209V107H210ZM221 105V104H220ZM220 105H219V107H220ZM224 105V104H223ZM43 105H42V100H41V102L38 100V101H36L34 104H32V105H30L29 104V106L27 105V106H25L26 107V114H23V116L21 117L22 119H17V115L16 116H14V114L12 113V112H7L8 114L5 116V118L4 119H1V117H0V130L2 131V132H11L10 133V135H12L15 139L13 140L12 139V141H13V144L14 145H17V149H16V151H15V153H17L16 155V157H12L10 154H4L2 151H0V177H1V180H2V177H4V176H7L8 175V177H10V176H12L13 174H15L16 172H15V170H17V173L19 172V173H22L23 174V177L25 178V179H27L26 180V182L28 183V185H30V191H31V195L28 197L29 199V203H27L28 204V206H27V204H26V206H27V209H26V213H27V215H25L26 217V228H27V230H28V233L26 234L27 235V237H26V245L29 247V248H34V249H36L37 251H36V253H39V256H40V258L41 259H56V260H67L68 262L69 261H71V260H73L74 258L76 259L79 255H73V254H71V253H69L67 250H66V248H64L61 244H56V243H50V242H46L45 243V240L44 239H46V238H48V236L46 235L47 233H45V234H42V233H44V232H41V233H39V235L37 234V233H35L37 230H36V228L40 225V224H42V222L43 221H41V222H39L41 219H43L44 220V222L46 223H48V227L51 225V226H54V227H57V228H60V229H64L62 232H63V237H64V239H68L69 237L70 238H73V237H71V236H74L76 233L78 234L79 232L82 234V235H84V237H85V239H86V241L85 242H87V245H90V246H92V249H89L88 248V250L86 251V252H84V251H82V253L86 256V259L88 260V262L90 263V264H96V263H98V261L100 262V263H102V264H118L117 262H119L118 261V259L119 258H117L115 255H113L112 256V254H114V252H118L119 254H121V255H123V256H125L126 255V257L127 258H129V257H131V259L132 258H134V259H137V258H141V256H145V255H141V254H139L138 253V250L136 251H133L134 250V248L136 249V246L133 248V246H129L130 248L132 247V249L130 250V248H128V246L127 247H125L127 244H125V243H119V242H117L118 240H115V239H113V238H108V236H107V233L105 232V230L103 229V228H101V226H102V223H103V221H102V223L100 224V228H101V232L99 231H97V229H99V228H94V227H96L95 226V224L93 225V223H94V221H96L94 218L96 217L95 216V213L98 211L97 210V208H96V206H97V204H96V206L94 205L95 203L93 202V200L91 199L92 198V196L91 195H88V193L87 192H89V190L91 191V189H90V187H91V185H93V183L92 182H95L94 181V178H93V175L92 176H90V178L92 177L93 178V180H91V181H89L90 183H92L91 185H87V184H89V182H87V186H88V189L87 190H82L83 192H82V194L81 193H79V194H77V193H75L74 195H75V198H76V200H77V204L75 205L74 204V208L72 209L71 208V210L67 213V212H65V211H63L64 212V214H62V215H60L59 213H52L53 211H54V209L52 210V212H51V209H49L50 210V212L46 209V208H44L45 207V204L46 205H48V200L51 198V199H55V198H57V199H65V198H67L69 195H70V193H73V192H75L74 191V189H73V185L74 184H68L67 183V180L65 179L66 178V176H70V177H72L73 176V174H74V176L77 178V176H78V174H77V176L75 175L76 173H82L83 171H81V169L79 170V167H80V165H81V157H83L84 158V156H87V155H89V157H90V159H94V158H96L97 160V164H96V161H95V159H94V163H92V167L90 168V169H93V166L95 167V169L97 168H99L100 170H104L103 172H101V171H99L100 172V174L102 175V173H104V175H102L103 177H104V179L108 176V175H110V174H108V173H105V169H107V170H109V172H110V170H114V171H111V172H113L112 173V175L111 176H113L115 173L114 172H116V174L118 173H121V174H123L122 172H121V170L122 169H125V165H127V164H125L124 163V161L123 160H125L126 159V161L128 162V160L130 159H132L131 157L133 156V159H135V157L137 158V157H139L140 155H137L141 150H142V146H140V148L141 149H137V156L135 155V153H134V150H133V155H132V152H131V154H129L128 153V157L126 158L124 155H122L121 154V156H123V158L125 157V159H122L121 157L120 158H118V154H120V153H117L116 151H118V148L116 149V151H115V149H111L112 150V152H114L115 153V156H114V154H113V157L112 158H109V157H111L110 156V154L111 153H109V152H111L110 151V149H108L109 150V152H108V150H105V151H103V152H101V150H103V148H106L103 144L104 143H102L101 142V144H98V145H100V147H103L101 150H100V148L98 147L97 149H99L100 151H96V152H93L92 153V151H89L88 150V148L85 146V145H83V143L82 142H78L77 140H76V138H75V135H76V133L74 134L73 132H72V129H70V128H67V127H64L63 129H58L59 130V132L62 130L63 131V133L61 134V136L63 137L61 140H60V138L57 136H55L54 134H52L48 129H46L45 128V121H44V116H45V112L43 111V109H41V108H43L42 107ZM62 106V105H61ZM67 106V105H66ZM191 106H189V107H191ZM215 106V105H214ZM198 107V106H197ZM67 108V107H66ZM192 108V107H191ZM190 108V109H191ZM199 108V107H198ZM218 108V107H217ZM221 108H224V107H221ZM226 108V107H225ZM60 109V108H59ZM199 109H201V108H199ZM208 109V108H207ZM212 109V108H211ZM210 109V110H211ZM63 110V109H62ZM61 110V111H62ZM220 110V109H219ZM3 111H4V109L2 108H0V113H3ZM25 111V110H24ZM202 111V110H201ZM223 111V110H222ZM221 111V113H223ZM226 111V110H225ZM58 112H60V111H58ZM108 112V111H107ZM148 112V111H147ZM168 112V111H167ZM78 113V112H77ZM81 113V112H80ZM83 114H82V116L80 117V115H79V117H80V119L82 120V117L84 116V112H82ZM127 113V112H126ZM140 113V112H139ZM218 113V112H217ZM216 113V114H217ZM220 113V114H221ZM227 111H226V115H227ZM64 114V113H63ZM132 114V113H131ZM137 114V113H136ZM144 114V116L147 114H145V113H143ZM151 114V113H150ZM2 115V114H1ZM61 115H62V113H61ZM76 115V114H75ZM78 115V114H77ZM111 115V114H110ZM167 115H169L168 113H167ZM191 115H193V114H191ZM195 115V114H194ZM225 115V114H224ZM225 115V116H226ZM242 115V114H241ZM64 116V115H63ZM65 116H66V114H65ZM108 116V115H107ZM135 116V115H134ZM141 116V115H140ZM197 116V115H196ZM137 117V116H136ZM149 117V116H148ZM147 116H146V118L145 119H147L148 118ZM168 117V116H167ZM180 117V116H179ZM189 117V116H188ZM193 117V116H192ZM234 117V116H233ZM56 118V117H55ZM77 118H78V116H77ZM86 118V117H85ZM142 118V117H141ZM144 118V117H143ZM149 118H151V117H149ZM148 118V119H149ZM195 118V117H194ZM226 118V117H225ZM64 119V118H63ZM80 119L78 120L79 122H80ZM134 119V118H133ZM139 119V118H138ZM148 119L147 120H145V121H147V122H149L148 121ZM152 119V118H151ZM150 119V120H151ZM170 119V118H169ZM228 119H229V113H228ZM230 119H233L234 120V118H232V116H231V118ZM106 120V119H105ZM109 120V119H108ZM154 120V119H153ZM166 120V119H165ZM179 120V119H178ZM182 120H184V119H182ZM222 120V119H221ZM227 120V119H226ZM226 120H224V121H226ZM232 120V121H233ZM83 121H84V119H83ZM144 121V122H145ZM184 121H186V120H184ZM228 121V120H227ZM261 121V120H260ZM63 122H65V121H63ZM82 122V121H81ZM140 122H142V120L140 121ZM144 122H142V123H144ZM146 122V123H147ZM154 122V121H153ZM169 122V121H168ZM168 122H166V123H168ZM199 122H201L200 120H199ZM216 122V121H215ZM223 122V121H222ZM247 122V121H246ZM56 123V122H55ZM59 122H57V126L59 127L61 124H58ZM62 123V122H61ZM182 123V122H181ZM190 123V122H189ZM229 123H230V121H229ZM64 124V123H63ZM154 124H156V123H153L152 124V126L154 125ZM188 123H185L184 122V125H187ZM200 124V123H199ZM208 124V123H207ZM206 124V125H207ZM230 124H232V123H230ZM242 124V123H241ZM259 124V123H258ZM158 125H160V124H158ZM163 126H162V130H165V132H166V129L167 130H169L171 127H173V126H171V124H168L167 126H168V128H165L164 129V127L166 126V124H165V126H164V124H162ZM194 125V124H193ZM193 125L192 126H189V124L187 125V127H192V128H194L193 127ZM220 125V124H219ZM233 125H234V122H233ZM249 125V124H248ZM64 126V125H63ZM148 126V125H147ZM150 126H151V124H150ZM149 126V127H150ZM161 126V125H160ZM159 126V127H160ZM171 126V127H170ZM198 126V125H197ZM207 126H209V125H207ZM224 126H227V124L226 125H224ZM243 126H245V125H243ZM250 126V125H249ZM61 127V126H60ZM81 127H83V126H81ZM155 127V126H154ZM170 127V128H169ZM184 127H186V126H184ZM251 127V126H250ZM142 128H145V127H142ZM156 128V127H155ZM158 128V127H157ZM191 128V129H192ZM225 128V127H224ZM246 128H247V126H246ZM254 129L256 128V127H253ZM33 129V130H32ZM76 129V128H75ZM74 129V130H75ZM78 129V128H77ZM79 129H81V128H79ZM85 129V128H84ZM83 129V130H84ZM146 129H148V127L146 128ZM161 129V128H160ZM172 129V128H171ZM170 129V130H171ZM187 129V128H186ZM189 129V128H188ZM199 129V128H198ZM198 129H196L195 128V130H197V131H200V130H198ZM206 129V128H205ZM208 129V128H207ZM248 129H250V128H248ZM259 129V128H258ZM261 129V128H260ZM14 130V132H12ZM15 130H18L17 131V133L15 132ZM21 130V132H19ZM28 130H30V132H31V130H32V135H27L26 134V132L28 131ZM154 130V129H153ZM177 130H179V129H177ZM183 130V129H182ZM223 131L225 130V129H222ZM245 130V129H244ZM61 131V132H62ZM82 131V130H81ZM81 131H79V132H81ZM190 131V130H189ZM222 131V133H224ZM60 132V133H61ZM76 132V131H75ZM86 132V131H85ZM145 132H147V131H145ZM149 132V131H148ZM169 132V131H168ZM168 132H166V133H168ZM200 132H202V130L200 131ZM199 132V133H200ZM203 132H205V131H203ZM207 132H210V130H208ZM206 132V133H207ZM227 132H228V130H227ZM256 132H257V129H256ZM28 133H29V131H28ZM82 133V132H81ZM161 133V132H160ZM205 133V134H206ZM255 133V132H254ZM78 134V133H77ZM83 134H84V132H83ZM82 134V135H83ZM141 134V133H140ZM147 134V133H146ZM149 134H151V133H148V135ZM201 134V133H200ZM224 134H227V133H224ZM261 134V133H260ZM9 135V134H8ZM80 135V134H79ZM78 135V136H79ZM204 135V133H202V136ZM263 135V134H262ZM143 136V135H142ZM162 136V135H161ZM207 136H209V135H207ZM212 136V135H211ZM222 136H223V134H222ZM225 136V135H224ZM230 136V135H229ZM204 137H206V136H204ZM228 137V136H227ZM226 137V138H227ZM84 138V137H83ZM160 138V137H159ZM185 138V137H184ZM209 138V137H208ZM224 138V137H223ZM239 138V137H238ZM263 138V137H262ZM148 139V138H147ZM150 139V138H149ZM153 139V138H152ZM234 139V138H233ZM256 139V138H255ZM261 139V138H260ZM201 140V139H200ZM229 140H230V138H229ZM232 140V139H231ZM257 140V139H256ZM4 141H5V139H4ZM60 141H62V143H60ZM147 141V140H146ZM150 141V140H149ZM154 141H155V139H154ZM217 141V143L219 144V145H221L223 142H221V143H219L218 142V140H216ZM219 141H221V139L219 140ZM223 141H224V139H223ZM225 141H227L228 142V140H225ZM87 142V141H86ZM98 142V141H97ZM96 142V143H97ZM200 142V141H199ZM234 142V141H233ZM5 143V142H4ZM11 143V142H10ZM82 143V144H81ZM144 143V142H143ZM165 143V142H164ZM202 143V142H201ZM225 143V142H224ZM223 143V144H224ZM12 144V143H11ZM59 144H61L62 145V148H60V149H62V151L60 150V152L58 151L59 150V148H58V145ZM84 144H86V143H84ZM120 144V143H119ZM146 144V143H145ZM149 144H151V141H150V143ZM27 146V150L29 149V147L28 146H30V147H32L33 148V150H32V153L30 154V155H20L21 153H22V151H23V146ZM61 145L59 146V147H61ZM98 145H95L96 147L98 146ZM112 144H110V146H111ZM131 145V144H130ZM139 145H142V144H139ZM148 145V144H147ZM217 145V144H216ZM25 146V147H26ZM107 146V145H106ZM115 146V145H114ZM119 146V145H118ZM126 147L128 146L127 144L125 145ZM137 146V145H136ZM136 146H132L131 145V147H134V148H136ZM143 146H144V144H143ZM146 146V145H145ZM149 146V145H148ZM157 146V145H156ZM222 146V145H221ZM224 146V145H223ZM222 146V147H223ZM108 147V146H107ZM117 147V146H116ZM163 147V146H162ZM225 147V146H224ZM93 148V147H92ZM112 148H113V146H112ZM115 148V147H114ZM134 148H132V149H134ZM147 148L148 147H145V149L143 148V152H144V150H146L147 151ZM157 148H158V146H157ZM221 148V147H220ZM26 149V148H25ZM24 149V150H25ZM56 149H58V150H56ZM95 148H93V149H90V150H94ZM107 149V148H106ZM149 149H151V148H149ZM223 149V148H222ZM122 150V148L120 149V151ZM126 150H127V148H126ZM125 150V151H126ZM131 150V149H130ZM152 150V149H151ZM156 150V149H155ZM158 150V149H157ZM156 150V151H157ZM167 150V149H166ZM56 151H58V154H53L54 152H56ZM123 151V150H122ZM132 151V150H131ZM139 151V152H138ZM146 151H145V153H146ZM150 150H148V153H151V154H144V156H146V155H148V157L147 158H149L150 156L149 155H151V156H153V153H155L154 151H153V153L150 151ZM159 151V150H158ZM227 151V150H226ZM107 154V153H109V154H107V155H109V157H107V156H105V153ZM127 152H129V150L127 151ZM135 152H136V149H135ZM225 152V151H224ZM246 152V151H245ZM91 153V154H90ZM117 153V154H116ZM226 153V152H225ZM224 153V154H225ZM260 153V152H259ZM258 153V154H259ZM93 154V155H92ZM124 154V153H123ZM127 154V153H126ZM139 154H142L143 155V153L142 152H140ZM158 154L159 153H157V154H155L156 155V158L158 157ZM162 154H163V152H162ZM230 156H231V154L230 153H228ZM116 155H117V157H116ZM129 155H132V156H129ZM135 155V156H134ZM161 155V154H160ZM159 155V156H160ZM166 155V154H165ZM228 155V156H229ZM93 156V157H92ZM120 156V155H119ZM245 156V155H244ZM263 156V155H262ZM261 156V157H262ZM107 157V158H106ZM115 157H116V161L117 160H119V159H121L122 161H120V163H119V165H120V167H121V165H122V163H123V168L121 167H119V169H121L120 170V172H119V169L117 168V166H119V165H116V163H118V162H116L115 164H114V162H115ZM165 157V156H164ZM260 156H258V158H259ZM264 157V156H263ZM118 158V159H117ZM140 158H141V156H140ZM140 158H138V159H140ZM145 159V157H143L141 160H143V159H145L147 162L149 161V159H151V158H149V159ZM153 158H154V156H153ZM161 158H162V156H161ZM160 158V159H161ZM167 158V157H166ZM251 158V157H250ZM257 158V157H256ZM132 159V160H133ZM138 159H137V161H138ZM245 159V158H244ZM249 159V158H248ZM131 160V161H132ZM152 160V159H151ZM154 160V159H153ZM161 160H165V159H161ZM238 160V159H237ZM251 160V159H250ZM130 161V162H131ZM136 161V162H137ZM160 163V164H157L158 162ZM166 161V160H165ZM240 161V160H239ZM258 161V160H257ZM259 161H260V159H259ZM262 161V160H261ZM122 162V163H121ZM135 162V161H134ZM134 163V164H132V166L133 165H136L137 163ZM139 162H140V160H139ZM138 162V163H139ZM146 162V163H147ZM151 162V161H150ZM150 162H148V164L150 163ZM153 162V161H152ZM157 162V163H156ZM167 162V161H166ZM234 162V161H233ZM237 162V161H236ZM242 161H240L239 163H241ZM129 163V162H128ZM132 163V162H131ZM155 163L159 166V165H161V163L162 162H160V160H158V158H157V160L155 161ZM163 163H164V161H163ZM168 163V162H167ZM247 163V162H246ZM257 163V162H256ZM263 163H264V161H263ZM262 163V164H263ZM52 164V165H51ZM90 164V163H89ZM94 164V165H93ZM114 164V165H113ZM125 164V165H124ZM148 164H145V166H146V169H147V171L149 170V168H148V166L149 165H151L152 167L154 166V168H156V172L154 171H152L151 170V166H150V170L152 171V174L153 173H157V172H161L162 171V169H163V165L165 164H162L161 165V167H159V169H161L160 171H158L159 169H158V166H156L155 167V165L156 164H154V163H150L149 165ZM154 164V165H153ZM172 164V163H171ZM234 164V163H233ZM255 164V163H254ZM258 164V163H257ZM261 164V163H260ZM260 164L257 166L258 168H260V170H264V169H261V168H263V167H261L260 166ZM88 165V164H87ZM237 165V164H236ZM125 166V167H124ZM137 166V165H136ZM140 166H141V164H140ZM140 166L138 165L137 167H139L140 168ZM143 166V165H142ZM141 166V168L142 169H144L145 168V166H143L142 167ZM165 166V165H164ZM245 166V165H244ZM253 166V165H252ZM13 168L12 170L10 169L9 170V168ZM135 166H133L132 167V169L134 168ZM166 168H167V166H165ZM165 167H164V169H165ZM241 167V166H240ZM254 167H256V165L254 166ZM8 168V169H7ZM78 168V169H77ZM81 168V167H80ZM103 168H105V169H103ZM139 168H138V170H139ZM153 168V169H154ZM248 168V167H247ZM8 170V172H7V170ZM72 169V171H70ZM96 169V170H97ZM98 169V170H99ZM168 169V168H167ZM75 170H79L78 172L76 171L75 172ZM94 170V169H93ZM93 170H90V173H91V171H93ZM96 170H94L95 172H96ZM98 170H97V172H98ZM116 170H118V172L116 171ZM126 171H127V169H125ZM124 170V172H126ZM134 170V169H133ZM137 169L135 168V171H136ZM145 170V169H144ZM169 170V169H168ZM171 170V169H170ZM169 170V171H170ZM146 171V170H145ZM163 171H165V170H163ZM15 172V173H14ZM86 172H87V170H86ZM95 172H92L93 174H95ZM96 172V173H97ZM108 172V171H107ZM110 172V173H111ZM166 172V171H165ZM168 172V171H167ZM167 172L165 173V176L167 175ZM172 172V171H171ZM260 172H262V171H260ZM88 173V172H87ZM151 173V172H150ZM163 172H161V174H162ZM98 174V173H97ZM96 174V175H97ZM126 173H124L123 175H125ZM128 174V173H127ZM126 174V175H127ZM161 174H158V175H156V178L157 177H159V178H161ZM72 175V176H71ZM95 175V176H96ZM105 175H107L106 177H105ZM134 175V174H133ZM144 175H146V174H144ZM144 175H142V177L144 176ZM148 175V177H149V173L147 174ZM160 175V176H159ZM163 175H164V173L162 174V178H166V177H163ZM15 176V175H14ZM94 176V177H95ZM132 175H130V177H131ZM135 176H139L138 174H136V175H134V177ZM154 176V175H153ZM97 177V176H96ZM102 177V178H103ZM109 177V176H108ZM122 177H124L125 178V176H122ZM134 177L132 178H129V179H131V181H133V180H136V179H134ZM145 177V176H144ZM147 177V176H146ZM145 177V178H146ZM147 177V179H149V178H153V177H149L148 178ZM155 177V176H154ZM89 178V179H90ZM97 178H99V175H98V177ZM112 179H113V177H111ZM117 178H119V175L117 176ZM117 178H114L115 180H113L112 182H114V181H116L117 180ZM136 178V177H135ZM138 178H141V177H137V180H138ZM162 178H161V182H162ZM78 179H80V178H78ZM88 179V180H89ZM107 179V178H106ZM105 179V180H106ZM154 179V178H153ZM153 179L151 180V181H153ZM95 180H96V178H95ZM100 180H102L103 181V179H101L100 178ZM100 180H98V181H100ZM108 181H109V178L107 179ZM120 180L123 182V183H125V182H128V180H126V181H123V179H121L120 178ZM120 180H118V182L120 183L121 181ZM125 180V179H124ZM136 180V181H137ZM141 179H139V181H140ZM143 180H145V179H143ZM155 180V179H154ZM164 180V182H165V179H163ZM76 181V180H75ZM97 181V180H96ZM138 181V182H139ZM156 182L157 181H159V180H155ZM81 182V181H80ZM104 182H106V181H104ZM104 182H102V184L104 183ZM109 182H111V181H109ZM117 182V181H116ZM141 182V181H140ZM154 182V181H153ZM152 182V183H153ZM160 182V181H159ZM160 182V183H161ZM167 182V181H166ZM77 182H75V184H76ZM147 183V182H146ZM163 183V182H162ZM162 183H161V185H162ZM78 184H80V183H78ZM85 184V183H84ZM102 184H97L98 185V187H99V185H102ZM128 184V183H127ZM145 184V183H144ZM148 184V183H147ZM157 184H158V182H157ZM165 184V183H164ZM163 184V185H164ZM167 184H168V182H167ZM0 185H1V182H0ZM85 185V186H86ZM95 185H96V183H95ZM94 185V186H95ZM97 185H96V187H97ZM105 185H107V184H105ZM130 185V184H129ZM134 185V184H133ZM140 185V184H139ZM142 185H143V183H142ZM141 185V186H142ZM152 185V184H151ZM155 185V184H154ZM159 185V184H158ZM2 186V185H1ZM0 186V187H1ZM5 188H6V190H7V192H9L10 190V184L9 183H6L5 185ZM94 186H92L91 188H92V190L93 191H95V192H97V189H93L94 188ZM157 186V185H156ZM167 185H165V187H166ZM84 187V186H83ZM95 187V188H96ZM102 187L104 188L105 186H103L102 185ZM149 187V186H148ZM85 188V187H84ZM100 188V187H99ZM103 188H100V193H101V191H102V189ZM131 188V187H130ZM136 188V187H135ZM138 188V187H137ZM128 189V188H127ZM143 189V188H142ZM99 190V189H98ZM137 190V189H136ZM141 190V189H140ZM145 190V189H144ZM157 190V189H156ZM93 191H91V192H93ZM128 191V190H127ZM154 191H155V189H154ZM158 191V190H157ZM161 191V190H160ZM94 192V193H95ZM152 192V191H151ZM163 192V191H162ZM127 193V192H126ZM131 193H133V192H131ZM139 193V192H138ZM138 193H136V194H138ZM167 193V192H166ZM169 193V192H168ZM91 194V193H90ZM135 194V195H136ZM143 194V193H142ZM9 194H7V196H8ZM95 195V194H94ZM93 195V196H94ZM101 195H102V193H101ZM141 195V194H140ZM139 195V196H140ZM148 195H149V193H148ZM147 195V196H148ZM157 195V194H156ZM97 196V195H96ZM138 196V197H139ZM163 196V195H162ZM165 196V195H164ZM74 197V196H73ZM137 197V198H138ZM144 197H146V195L144 196ZM1 198V197H0ZM98 198H100V197H95V200L94 201H99L100 199H98ZM101 198H104V197H101ZM7 199L9 200L10 199V196H8L7 197ZM105 199V198H104ZM104 199H102L101 200V202H103V200ZM146 200L147 199H149V198H145ZM152 199V198H151ZM150 199V200H151ZM164 199V198H163ZM67 200V199H66ZM140 200V199H139ZM145 200V201H146ZM153 200V199H152ZM156 200V199H155ZM158 200V199H157ZM169 199H167L166 201H168ZM11 201V200H10ZM108 202H110L109 200H107ZM1 202V201H0ZM49 202H51V201H49ZM101 202L99 203L100 205H101ZM126 202V201H125ZM140 202V201H139ZM138 202V203H139ZM153 202V201H152ZM165 202V201H164ZM169 202V201H168ZM74 203H76V202H74ZM140 203H142V202H140ZM140 203H139V205H140ZM146 203V202H145ZM157 203V202H156ZM103 204H106V202L104 201L103 202ZM103 204H102V206H103ZM115 204V203H114ZM153 204V203H152ZM166 204V203H165ZM143 205V204H142ZM26 206H25V208H26ZM101 206V207H102ZM105 206V205H104ZM130 206V205H129ZM155 206V205H154ZM160 206H161V204H160ZM106 207V206H105ZM121 207V206H120ZM128 207V206H127ZM139 207V206H138ZM149 207V206H148ZM157 207V206H156ZM167 207V206H166ZM50 208V207H49ZM100 208V207H99ZM108 208V207H107ZM141 208V207H140ZM151 208V207H150ZM153 208V207H152ZM68 209V208H67ZM146 209V208H145ZM144 209V210H145ZM154 209V208H153ZM105 210H106V208H105ZM109 210V209H108ZM121 210V209H120ZM156 210V209H155ZM159 210V209H158ZM167 210V209H166ZM165 210V211H166ZM55 211H57V209H55ZM54 211V212H55ZM151 211V210H150ZM161 211V210H160ZM164 211V210H163ZM143 212V211H142ZM158 212V211H157ZM98 213V212H97ZM101 213V212H100ZM107 213V212H106ZM108 214V213H107ZM153 214V213H152ZM80 215V216H79ZM97 215H100V214H97ZM105 215V214H104ZM145 215V214H144ZM159 215V214H158ZM157 215V216H158ZM95 216V217H94ZM155 216V215H154ZM153 216V217H154ZM157 216H156V218H157ZM160 216H161V214H160ZM163 216H165V215H163ZM167 216V215H166ZM98 218H99V216H98ZM164 219H165V217H163ZM168 218V217H167ZM96 219H97V217H96ZM110 219V218H109ZM160 219V218H159ZM104 220V219H103ZM107 220V219H106ZM110 221V220H109ZM109 221H108V223H109ZM117 221V220H116ZM119 221V220H118ZM123 221V220H122ZM159 221V220H158ZM36 222V223H35ZM166 222V221H165ZM25 223V222H24ZM38 223H40V224H38ZM100 223V222H99ZM107 223V222H106ZM106 223L104 224L103 223V225L105 226L106 225ZM112 223V222H111ZM121 223V222H120ZM11 224V223H10ZM24 225V226H25ZM47 225V224H46ZM114 226L116 225V223L115 224H113ZM12 224L11 225H6V224H1L0 223V234H1V237H2V233H7V234H5V235H8V236H10V234H11V232L13 231V229H12ZM43 226V228H41ZM109 226V225H108ZM122 226V225H121ZM40 227V226H39ZM38 227V228H39ZM41 227L38 229V230H40V229H42V230H45V227H44V223H43V225H41ZM47 227V226H46ZM53 227V228H54ZM99 227V226H98ZM107 227V226H106ZM110 227V226H109ZM111 227H112V224H111ZM110 227V228H111ZM25 228V227H24ZM57 228H55L56 230H57ZM108 228V227H107ZM110 228H108L109 230H110ZM113 228V227H112ZM116 228H117V226H116ZM34 229H35V231H34ZM52 229V228H51ZM104 230V232L102 233V231ZM122 229V228H121ZM165 229V228H164ZM15 230V229H14ZM26 230V231H27ZM47 230V229H46ZM59 230V229H58ZM107 230V229H106ZM118 230H120L119 228H118ZM49 231H51V230H49ZM53 231V230H52ZM55 231V230H54ZM53 231V232H54ZM65 231V232H64ZM111 231H113V230H111ZM110 231V232H111ZM120 231H122V230H120ZM126 231H127V229H126ZM33 232H34V234L36 235L37 234V237H35V235H33ZM47 232V231H46ZM119 232V231H118ZM123 232V231H122ZM113 233V232H112ZM116 233V232H115ZM120 233V232H119ZM53 234V233H52ZM101 234H103V235H101ZM123 234V233H122ZM4 235V234H3ZM53 235H55V234H53ZM98 235H101V236H103L104 238H107V241H102V242H100V240L99 241H97V239H95ZM105 235V236H104ZM124 235V234H123ZM122 235V236H123ZM6 237V238H9V237ZM115 236L116 235H114V238H115ZM5 237V236H4ZM38 237L41 239V237H44V239L42 238L41 240L40 239H38ZM110 237V236H109ZM11 238V237H10ZM54 238V237H53ZM70 238L68 239L69 241H70ZM77 238V237H76ZM81 238V237H80ZM99 238H101V237H99ZM79 239V238H78ZM118 239V238H117ZM137 239V238H136ZM143 239H144V237H143ZM7 240H9V239H7ZM63 240V239H62ZM74 240V239H73ZM101 240H102V238H101ZM105 240V239H104ZM145 240V239H144ZM143 240V241H144ZM50 241V240H49ZM75 241V240H74ZM147 241V240H146ZM65 242V241H64ZM63 242V243H64ZM148 242H149V240H148ZM10 244H11V241L9 242ZM142 243V242H141ZM125 244V246H123ZM151 244V243H150ZM25 245V246H26ZM129 245V244H128ZM131 245V244H130ZM143 245V244H142ZM141 245V246H142ZM4 246V245H3ZM11 246V245H10ZM102 246H108V247H110V249L112 250L113 249V253L112 254H110V251H107L108 253H109V255H108V253L106 254V252H102ZM144 246H146L145 244H144ZM8 247H9V245H8ZM15 247V246H14ZM88 247V246H87ZM98 247V248H97ZM153 247V246H152ZM100 248V249H99ZM150 248V247H149ZM9 249V248H8ZM7 249V251L10 253L11 252V249H12V246H11V249H9L8 250ZM107 249V248H106ZM109 249V248H108ZM148 249V248H147ZM151 249V248H150ZM165 249V248H164ZM164 249H163V251H164ZM29 250H31V249H29ZM101 250V251H100ZM5 251V250H4ZM32 251H33V249H32ZM35 251V250H34ZM152 251V250H151ZM157 251V250H156ZM13 252V251H12ZM14 252H16L15 250H14ZM26 252H29V251H26ZM78 252V251H77ZM137 252V253H136ZM150 252V251H149ZM148 252V253H149ZM30 253V252H29ZM75 253V252H74ZM146 253V252H145ZM147 253V254H148ZM31 254H32V252H31ZM82 254V255H83ZM116 254V253H115ZM137 254H138V256L139 255H141V256H139V257H137ZM167 254V253H166ZM35 254L33 253V256H34ZM80 255H81V253H80ZM155 255V254H154ZM13 256V255H12ZM85 256H81L82 258H85ZM151 256V255H150ZM118 257H119V255H118ZM121 257V256H120ZM142 257V258H143ZM155 257V256H154ZM153 257V258H154ZM157 257V256H156ZM29 258H31V257H29ZM34 258V257H33ZM79 258V257H78ZM125 258V257H124ZM151 258H152V256H151ZM152 258V259H153ZM160 258V257H159ZM144 259H147L148 260V258H144ZM143 259V260H144ZM152 259H151V261H152ZM24 260H26V259H24ZM125 261L127 260V259H124ZM133 260V259H132ZM132 260L130 261V258H129V260H127V262L128 261H130V262H132ZM153 260H156V259H153ZM161 260V259H160ZM163 261L165 260V259H162ZM33 261V260H32ZM35 261V260H34ZM51 261V260H50ZM60 261V262H61ZM80 262V260L79 259H77V262ZM122 261L123 260H121L120 262L122 263ZM135 261H139V260H134L132 263H130V264H138V262L136 263ZM151 261H149V263H147V264H150V262ZM167 261H168V259H167ZM75 262V261H74ZM78 262V263H79ZM82 262V261H81ZM95 262V263H94ZM104 262V263H103ZM120 262H119V264H120ZM143 262V261H142ZM146 262H148V261H146ZM145 262V263H146ZM154 262V261H153ZM158 262H159V259H158ZM72 263V262H71ZM99 263V264H100ZM123 263H124V261H123ZM122 263V264H123ZM129 263H126V264H129ZM163 263H165V261L163 262ZM167 263V262H166ZM63 264H64V262H63ZM67 264H69V263H67ZM142 264H144V262L142 263Z\"/></svg>","mask_w":264,"mask_h":264}]
</instances>
